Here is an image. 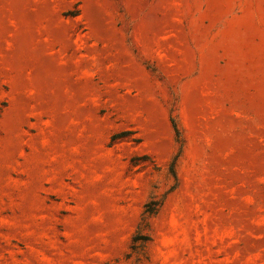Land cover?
<instances>
[{
    "label": "rangeland",
    "instance_id": "1",
    "mask_svg": "<svg viewBox=\"0 0 264 264\" xmlns=\"http://www.w3.org/2000/svg\"><path fill=\"white\" fill-rule=\"evenodd\" d=\"M0 264H264V0H0Z\"/></svg>",
    "mask_w": 264,
    "mask_h": 264
},
{
    "label": "trees",
    "instance_id": "2",
    "mask_svg": "<svg viewBox=\"0 0 264 264\" xmlns=\"http://www.w3.org/2000/svg\"><path fill=\"white\" fill-rule=\"evenodd\" d=\"M173 125H174L175 131H176V135L178 137V141L182 143L181 132H180V129H179L177 122L174 119H173ZM176 161H177V159L175 158L170 165V173L175 177H176V171H175Z\"/></svg>",
    "mask_w": 264,
    "mask_h": 264
}]
</instances>
